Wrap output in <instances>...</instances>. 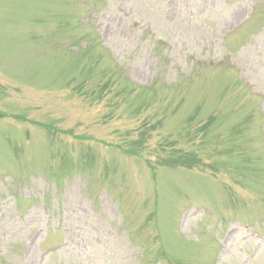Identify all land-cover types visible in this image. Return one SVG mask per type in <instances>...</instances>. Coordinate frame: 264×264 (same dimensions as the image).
<instances>
[{
  "label": "rangeland",
  "instance_id": "374dc122",
  "mask_svg": "<svg viewBox=\"0 0 264 264\" xmlns=\"http://www.w3.org/2000/svg\"><path fill=\"white\" fill-rule=\"evenodd\" d=\"M0 264H264V0H0Z\"/></svg>",
  "mask_w": 264,
  "mask_h": 264
}]
</instances>
